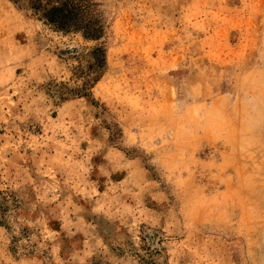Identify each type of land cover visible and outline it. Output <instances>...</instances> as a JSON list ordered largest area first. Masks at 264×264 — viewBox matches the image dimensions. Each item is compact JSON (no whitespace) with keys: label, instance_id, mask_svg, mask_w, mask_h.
<instances>
[{"label":"rangeland","instance_id":"1","mask_svg":"<svg viewBox=\"0 0 264 264\" xmlns=\"http://www.w3.org/2000/svg\"><path fill=\"white\" fill-rule=\"evenodd\" d=\"M0 264H264V0H0Z\"/></svg>","mask_w":264,"mask_h":264},{"label":"trees","instance_id":"2","mask_svg":"<svg viewBox=\"0 0 264 264\" xmlns=\"http://www.w3.org/2000/svg\"><path fill=\"white\" fill-rule=\"evenodd\" d=\"M45 17L48 21L54 23L56 27H59L61 29H65L68 27L69 29L82 31L86 38L97 39L99 36L96 29L92 27L93 25L90 23H83L81 14H79V12L76 10L74 11V9L67 10L64 7L52 8L48 12H46ZM98 53L100 54V51L96 50L94 54L96 55V59L100 61V55Z\"/></svg>","mask_w":264,"mask_h":264},{"label":"snow or ice","instance_id":"3","mask_svg":"<svg viewBox=\"0 0 264 264\" xmlns=\"http://www.w3.org/2000/svg\"><path fill=\"white\" fill-rule=\"evenodd\" d=\"M59 2V0H57ZM78 3H85V0H78Z\"/></svg>","mask_w":264,"mask_h":264}]
</instances>
